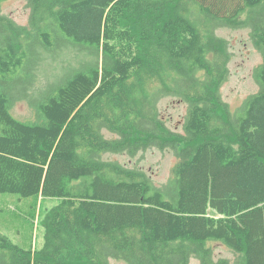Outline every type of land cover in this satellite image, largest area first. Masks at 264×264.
<instances>
[{
    "label": "trees",
    "instance_id": "1",
    "mask_svg": "<svg viewBox=\"0 0 264 264\" xmlns=\"http://www.w3.org/2000/svg\"><path fill=\"white\" fill-rule=\"evenodd\" d=\"M26 1L27 26L0 8V193L59 203L40 248L0 234V264H232L213 242L264 264V0ZM220 29L249 30L263 57L236 110ZM48 57L63 75L38 85ZM167 97L188 106L182 133ZM150 149L179 159L162 187L106 158Z\"/></svg>",
    "mask_w": 264,
    "mask_h": 264
},
{
    "label": "rangeland",
    "instance_id": "2",
    "mask_svg": "<svg viewBox=\"0 0 264 264\" xmlns=\"http://www.w3.org/2000/svg\"><path fill=\"white\" fill-rule=\"evenodd\" d=\"M2 14L11 17L18 25L27 26L30 21L31 9L27 7L26 0H7L2 3ZM217 36L228 41L231 59L227 65L229 74L219 91L225 103L236 110L250 96L258 92L259 86L254 78L255 69L263 63L262 54L253 46L249 30L220 29ZM58 66V67H57ZM41 80L38 85L63 75V70L58 64L48 57L42 64ZM160 108L166 118H171L169 127L175 132L182 133L188 106L175 98L167 97L160 103ZM12 114L22 121H32L33 111L26 102L17 103ZM109 160H114L145 171L156 187L166 185L172 177V170L179 159L172 150L160 151L150 149L141 152L135 158L127 155H108ZM59 203L57 199L42 201L35 197L23 198L17 194L0 193V234L9 238L15 245L25 250L40 248L44 242V232L40 221L46 212ZM214 251V260L228 259L232 264L241 262V257L233 253L221 243L209 244ZM112 264H125L112 260ZM191 264H200L198 259H192Z\"/></svg>",
    "mask_w": 264,
    "mask_h": 264
},
{
    "label": "bare ground",
    "instance_id": "3",
    "mask_svg": "<svg viewBox=\"0 0 264 264\" xmlns=\"http://www.w3.org/2000/svg\"><path fill=\"white\" fill-rule=\"evenodd\" d=\"M10 126V125H9ZM85 216V215H84ZM81 224V223H80Z\"/></svg>",
    "mask_w": 264,
    "mask_h": 264
}]
</instances>
